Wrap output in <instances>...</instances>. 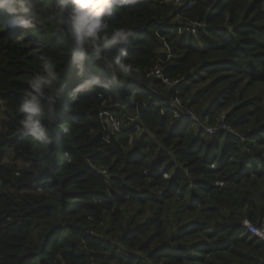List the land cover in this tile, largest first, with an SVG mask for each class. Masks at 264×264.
<instances>
[{"label": "trees", "instance_id": "1", "mask_svg": "<svg viewBox=\"0 0 264 264\" xmlns=\"http://www.w3.org/2000/svg\"><path fill=\"white\" fill-rule=\"evenodd\" d=\"M188 1L137 0L106 18L134 32L118 83L109 64L125 46L87 53L81 72L56 0H28L35 28L0 12V264H264L242 227L264 220V0ZM46 61L60 73L47 149L17 134ZM155 64L184 79L177 93L149 77ZM103 113L135 125L110 135ZM220 120L234 133L204 131Z\"/></svg>", "mask_w": 264, "mask_h": 264}, {"label": "clouds", "instance_id": "2", "mask_svg": "<svg viewBox=\"0 0 264 264\" xmlns=\"http://www.w3.org/2000/svg\"><path fill=\"white\" fill-rule=\"evenodd\" d=\"M136 2L137 0H56L59 7L52 9L59 17L56 23L62 34L70 39L75 50L73 62L81 72L87 53L91 52L95 60L101 61L104 50L123 45L125 47L120 49V55L109 64V74L113 83L131 75L133 66L128 62V47L132 45L134 32L128 27H114L109 31L106 18ZM27 3L28 0H0V12L16 18V26L35 28L39 20L26 7ZM44 7L51 8V4ZM59 80L57 65L51 61L44 62L27 80L18 105L20 118L17 134L29 137L46 149L52 144L50 130L56 123L54 112L60 95ZM99 83L98 79H93L78 84L71 94L72 98Z\"/></svg>", "mask_w": 264, "mask_h": 264}, {"label": "built area", "instance_id": "3", "mask_svg": "<svg viewBox=\"0 0 264 264\" xmlns=\"http://www.w3.org/2000/svg\"><path fill=\"white\" fill-rule=\"evenodd\" d=\"M183 1L182 0H170V2L175 4V5L181 4V5H184L185 7H188L191 5L190 1L187 0L184 3H183ZM202 27L203 26L201 24H193L192 26L188 27L186 30H191V32L194 33L196 30L202 29ZM171 58H172L171 55H167V60H169ZM149 77L159 79L166 88L174 89L176 93L178 92V90L180 89L181 85L184 82V79L179 81V80H168V79L164 78L162 73H161V67L158 64L154 65V67L152 68V70L149 74ZM173 106L178 107L179 106L178 102H176ZM100 116L102 118V123L105 125V128L109 132L110 135H113V136L121 135V133L123 131H125V128L121 129L122 122H121V119H119V117L117 115H115L113 113H103ZM178 116L179 117L182 116L185 119L191 118L195 122L198 121V119H196L193 114L188 113V112L181 111L180 114H178ZM131 120L134 123V120L133 119H131ZM204 131L210 136L216 135L219 132H227V133L232 132V133H234L232 131V129L227 124H225L223 122V120H220L219 123H217L213 126L205 127ZM237 137L242 139V137H240L239 135H237ZM164 177L168 178L167 176H164ZM217 185L221 186V183H217ZM242 227L250 235L255 236L257 239L264 242V220L262 221L261 227H257L255 225L249 223L248 221L244 220L242 223Z\"/></svg>", "mask_w": 264, "mask_h": 264}, {"label": "rangeland", "instance_id": "4", "mask_svg": "<svg viewBox=\"0 0 264 264\" xmlns=\"http://www.w3.org/2000/svg\"><path fill=\"white\" fill-rule=\"evenodd\" d=\"M117 116H118V115H117ZM118 117H119V116H118ZM119 119H121V118L119 117ZM121 122H122V127H121V129L129 128V127L135 125V123H133L132 120H128V119H121ZM168 178H169V177H168Z\"/></svg>", "mask_w": 264, "mask_h": 264}]
</instances>
